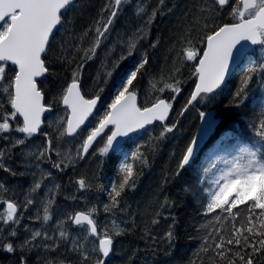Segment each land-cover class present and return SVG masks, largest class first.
Returning a JSON list of instances; mask_svg holds the SVG:
<instances>
[{
    "label": "snow or ice",
    "instance_id": "snow-or-ice-1",
    "mask_svg": "<svg viewBox=\"0 0 264 264\" xmlns=\"http://www.w3.org/2000/svg\"><path fill=\"white\" fill-rule=\"evenodd\" d=\"M127 2L128 0H109L94 25L79 36L72 32L71 38L60 43L58 59L69 65L75 64V67L71 82L62 87L51 104H46L45 93L38 78L49 74L48 57L56 43V35L62 29L65 34L68 33V14L76 7L77 0H0V139L10 140L11 148L25 145L27 140L40 132L43 114L51 112L52 105L58 103L66 111V117L57 124L59 137H71L79 141L73 155L71 151L62 154L54 148L52 140L47 139L43 148L28 153V156L38 162L37 169L40 162H49L53 168L63 172L69 166H74L77 159H83L97 143L103 144L99 147L98 154L107 157L110 152L120 150L118 138L145 129L156 121L163 125L158 139L162 140L168 133L174 132L176 124L169 126L165 123L172 103L157 96L151 106L141 108L137 104L134 81L149 64L147 53L142 55L137 66L116 86L114 98L107 104V110L98 116L94 124L89 121L101 97L97 93L91 98H85L81 91V74L85 63L96 56L97 50L108 39L122 5ZM160 3L163 4L164 0H160ZM144 11L143 7H139L137 15ZM199 11L200 19L204 20L203 27H211V31L206 32L203 38L206 46L195 67L198 82L181 110V116L194 103L214 98L213 94L224 85L231 65L247 54L246 45L259 46L261 53H264V0H204ZM225 12L231 22L218 24L214 19L210 21L213 14L221 16ZM156 15V10H153L146 25H150ZM90 33L93 34L90 37L91 43L84 47V39L89 38ZM145 34L144 28L138 29L134 38L125 42L127 55L112 62L111 68L105 73L106 77L112 76L120 61L133 55L137 41L143 39ZM158 43L157 40L151 47L155 48ZM186 44L182 49L183 58L195 60L199 53L191 47V39ZM257 76L264 80V58L251 60L245 67L240 84L233 94L234 107L239 108L249 99L250 85ZM159 83V88L156 83L152 87L161 94L166 90L177 95L180 92L179 79L169 77L165 80L161 77ZM171 99L174 100L175 96ZM199 119L204 126L199 130L198 137L192 138L184 149L176 175L193 161L200 141L211 143L235 122L230 112L224 113L223 119L218 122L211 112L199 111ZM251 128L255 137L253 145L241 146L230 158L223 159V167L213 175L211 187L205 190L202 214L213 219L215 225L206 232L201 251L205 254L212 253L211 264H261V259L264 258V110L251 123ZM12 132L23 136L13 138L11 135H4ZM44 135L47 136L46 133ZM53 153L59 159L53 160ZM4 158L5 152L0 151V168L13 176L17 175L3 163ZM137 161L145 165L147 163L139 147L131 154L125 153L118 165L116 179L109 183V187L104 189L101 186V190L106 191L108 196V203L103 206L105 212L115 214L116 210L123 211L122 198L126 190L135 189L140 174ZM212 167L215 169L216 165L213 164ZM32 175L33 181L23 202L0 195V205L4 206L0 211V250L13 254L18 250L25 253L43 249V264H65L63 259L48 258L47 253L56 252L61 247V242L68 240V232L62 225L70 221L81 229L69 249L78 257V264H89V261L105 264L113 252L115 238L125 230L113 221L111 229L98 231L94 218L97 211L95 207L75 211L66 220L58 222V238L25 225L24 232L28 235L16 243L18 229L24 218L23 212L37 202L35 197L42 187L48 188L44 181L52 179V173L42 169ZM75 183L82 192L91 188L84 177L78 178ZM58 189L59 185L48 188V194L41 201L44 223L52 219L50 209L54 204V196L51 193ZM7 191L0 182V192ZM167 203L166 199L165 204ZM241 208L246 210L243 216ZM36 219L41 217L37 216ZM158 222L153 220V223ZM229 224V227H225ZM93 237L98 240V244L90 241L89 238ZM166 239L169 244L175 239L171 230L166 233ZM19 264H27L23 254L19 258ZM189 264H197V260H192ZM200 264H203L202 260Z\"/></svg>",
    "mask_w": 264,
    "mask_h": 264
},
{
    "label": "trees",
    "instance_id": "trees-1",
    "mask_svg": "<svg viewBox=\"0 0 264 264\" xmlns=\"http://www.w3.org/2000/svg\"><path fill=\"white\" fill-rule=\"evenodd\" d=\"M109 0H78L76 7L68 14V33L62 29L56 35V43L49 54L50 72L40 80V87L45 93V103L51 104L52 99L71 82L72 70L75 64L69 65L58 59L60 43L71 38L75 32L79 36L89 26L94 25L101 16V10ZM204 0H128L122 5L118 18L114 21L108 39L97 50L96 56L85 63L81 74V91L85 98H91L99 93L103 103L114 98V90L121 80L133 70L144 53L148 54L149 64L134 81L137 91L138 105L143 108L151 106L157 96L172 103V110L166 124H176L173 133H168L164 139H158L163 125L155 124L150 129L125 141L119 152L111 153L107 157L98 154L102 143H97L87 154V158L78 159L74 166L61 172L59 189L55 190L53 206L60 211L71 208L72 213L79 210L97 209L94 218L98 229L102 226H112L113 221L125 231L115 238L112 255L105 264H189L197 260V264H211L212 253L205 254L201 251L202 242L207 231L215 225V221L202 214L205 190L211 187V179L217 172L209 164L207 158L212 152L225 150L234 152L242 145H253L255 137L251 123L264 110V80L259 76L254 78L248 92L249 99L239 108L233 106V94L240 84L242 73L251 60L264 58L259 46L248 55L247 62L242 69L237 70L216 93L214 98L209 97L204 103H195L188 107V111L181 116L180 112L185 107L191 96L196 83L195 67L205 48L204 36L211 31V27H203L204 20L200 19V6ZM139 7L145 11L137 15ZM153 10L157 15L150 25L146 21ZM106 16L107 13L105 12ZM216 23L231 22L227 13L221 16L209 18ZM197 20L199 22L197 23ZM144 28L143 39L137 41V47L132 56L120 61L119 67L113 71L110 78L105 76L111 68L113 61L122 55H127L125 42L134 38L137 30ZM85 38L83 46L91 43ZM191 39V47L199 53L195 60L188 61L183 58L182 49ZM159 41L155 48L153 43ZM179 69V71H176ZM163 77L180 80V92L175 94L170 90L159 93L152 87L161 85L159 81ZM107 81V82H105ZM173 82V81H169ZM103 91H100V89ZM175 96V99L171 98ZM54 110H63L60 104H53ZM215 110L219 120L223 114L230 112L234 116V123L226 128L219 136L209 143L204 151L186 169L176 175L177 165L184 149L194 137L199 123V111ZM96 122L95 116L92 118ZM45 126L43 129L46 131ZM245 133L247 135L245 136ZM249 137L251 139H249ZM141 149L147 163L136 162L139 176L134 190H126L121 203V210L115 214L104 211V204L108 203L107 192L101 190L109 187V183L116 179L117 168L125 153L131 154L137 148ZM18 156H14V161ZM17 175H4L2 179H8L17 190L24 185L19 166L13 169ZM84 177L91 185L88 191H79L75 181ZM25 190V187H24ZM75 197V199H73ZM167 199L168 203L165 204ZM241 215L246 214L244 208L240 209ZM157 213H160L157 215ZM158 220V223H153ZM225 225V227H229ZM68 232L76 234L81 229L74 227L69 221ZM171 230L175 239L169 244L166 233ZM227 235V233H225ZM77 238H74V240ZM72 247L61 242V247L54 253H47L48 258L55 259V254H62L65 264H78L76 254L69 251ZM12 257L15 261L22 254L45 255L43 249H34L30 252L21 253L19 250ZM69 258V259H68ZM43 264V261H42ZM89 264H94L89 261ZM264 264V258L261 259Z\"/></svg>",
    "mask_w": 264,
    "mask_h": 264
},
{
    "label": "flooded vegetation",
    "instance_id": "flooded-vegetation-1",
    "mask_svg": "<svg viewBox=\"0 0 264 264\" xmlns=\"http://www.w3.org/2000/svg\"><path fill=\"white\" fill-rule=\"evenodd\" d=\"M100 104H102V102H100ZM57 112L58 111L53 109L50 114H48V115H46L44 117V126H46V124H49L48 121L51 122L50 117L53 114L57 113ZM50 126H51V129L49 131H52L53 130L52 126H54V124L50 123ZM49 131L46 133L42 129L39 132L38 136H33L30 140L26 141L25 145L19 146L17 148H11L10 147V142H11L10 140L8 141V140L0 139V151L7 152L6 154L8 155V158L6 159L4 164L6 166L10 167L12 170L14 169L15 166H19L20 172L21 173L23 172L24 174H27V172L30 169H28V167H26L24 165V163L22 162L24 153L26 151H28V150H31V149H32L33 152H36V151L40 150L41 148H43L45 146V144H46V140L47 139H51L52 137H54L53 135H52V137L50 136V132ZM45 133L47 134V136L44 135ZM4 135H11V137H13V138H18V137H22L23 136V134L15 133V132H12L10 134L6 133ZM68 139L74 140V138H68ZM120 150H121V148H120ZM119 151H117V152H119ZM14 156H18V159L15 160V161L11 160V158H14ZM54 157H55V153L52 154L53 160H54ZM30 161H31V165L33 166L31 168V170H34L36 172H38L41 169L43 171H50L52 173V179H50V180H52L51 183L54 184V182H56V185L59 184V182L61 180L60 179V177H61L60 173L61 172L56 170L55 168H53L51 163H49V162H40L39 169H37L36 168V164L38 162L34 158H31ZM2 174L9 175L10 173L5 172V171H3L2 168H0V182H2L5 185V187L8 189L7 192H0V195L4 196L5 198H8V199H13V200H16L18 202H23L24 196L27 194V190H28V188H27L28 182H26L27 179L26 178L24 179V181H25L24 186L21 187V192H23V195L18 197V196H14V190L13 189H16V188L12 187L11 184L10 185L7 184L9 180L8 179H2V176H3ZM50 180H45L44 184L46 185L48 183V181L50 182ZM32 181L33 180L29 181V187L31 186ZM24 187H25V190H24ZM43 188L44 187H42L40 192L36 195V197H35L36 201H38L40 199V196H42ZM34 205L36 206L37 202L34 203L33 205L29 206L28 210L26 212H23V217L24 218L22 219L20 228L18 229V233L19 234H18V237L16 238V243H19L26 235H28V233L24 232V226L25 225H27L29 228H33L35 226L36 227L40 226L39 220L36 219V217L38 215H33L31 217V214L28 213V212H30L31 208L35 207ZM3 207H4L3 205H0V211L3 210ZM50 212H52V209H50ZM53 218L54 217L52 216V219H51V221H49V223H51V224L53 223L52 222ZM14 255L15 254H9V253H6V252L0 250V264H19V258L20 257H17V259L15 261H12V257H14ZM26 261H27V264H42V259H41V256L39 254H31V255L27 254Z\"/></svg>",
    "mask_w": 264,
    "mask_h": 264
},
{
    "label": "rangeland",
    "instance_id": "rangeland-1",
    "mask_svg": "<svg viewBox=\"0 0 264 264\" xmlns=\"http://www.w3.org/2000/svg\"><path fill=\"white\" fill-rule=\"evenodd\" d=\"M115 94V91L114 93ZM113 99V98H112ZM111 99V100H112ZM111 100L107 103L103 102L101 105H100V108H99V111L97 112V114L95 115V119L98 118V116L102 115L104 111L107 110V104H109L111 102ZM204 101L201 102V104H203ZM63 110H56L58 111L57 113L53 114L50 119H51V122H49V124H46V133L51 129V126H50V123L54 124V126H52L53 130L52 131H49L50 132V136L52 137V135L54 137L51 138L52 142H53V146L59 150L62 154L63 153H66V152H69L71 151L72 154L74 155L76 150H77V147L79 146V141L78 140H71V139H68L67 137H59L58 135V127H57V124H58V121L64 119L66 117V111L64 108H62ZM91 123L93 124V122L91 121ZM199 124V123H198ZM151 128V127H150ZM149 128V129H150ZM198 128V127H197ZM147 132H150L148 131L147 129ZM196 133V132H195ZM9 141V140H8ZM11 144V142H10ZM242 145L238 146L234 152H228V151H225V150H217L215 149L212 154L209 155V157L207 158V160L209 161V164L210 165H213L215 164L216 165V170L218 171L219 168H222L223 167V164H222V160L225 159V158H230L233 154H235L239 147H241ZM29 152H33L32 149L31 150H28L24 153L23 155V159H22V162L24 163V165L26 167H28V169H30L27 174H24L22 172V176L24 177V179L26 178V182H28L27 184V188H29V181L30 180H33V175L32 173L33 172H36L34 170H31V168L33 167L31 165V158L33 157H30L28 156V153ZM7 152H5V158L3 160V163L6 161V159L8 158V155L6 154ZM87 157H85L86 159ZM56 159H59V157H57L55 155L54 157V160ZM123 159V158H121ZM11 160H14V158H11ZM78 160V159H77ZM76 160V161H77ZM75 161V162H76ZM121 161V160H120ZM70 167V166H69ZM52 180H50V182L48 181V183L46 184L48 186V188H53V185H56V182H54V184L51 183ZM25 183V181H24ZM24 185V184H23ZM48 188H43V194L42 196H40V199L37 201V205L33 208H31L30 213L31 214V217L33 215H38L41 217V219H39V223H40V226L39 227H33V228H30V229H37V230H41V231H46L50 236H55L56 238L59 237V233L57 231V223L62 221V220H66L67 216L70 215V214H73L72 211H71V208H68V209H62L60 211V214H57L56 212L59 211L58 207L56 206H53L52 205V212H51V215L54 217L53 220H52V224L49 223V221L47 223H44L43 220H42V216H43V208L41 206V201L46 197V195L48 194ZM14 190V196H18L20 197L21 195H23V192L18 191L16 189H13ZM21 192V193H20ZM52 196H54V200L56 199L55 197V190L52 192L51 194ZM30 209V208H29ZM51 221V220H50ZM51 224V225H50ZM67 223L63 224L62 227L64 230H66L68 232V227H67ZM112 226L109 225L108 229H111ZM105 228H107V226H102V228L98 229L99 231H103ZM81 232V230L79 232H77L76 234H72V233H69L68 232V240L65 242L63 241L64 243L68 244V245H71L72 244V241L74 240V238H78V234ZM90 241H95L96 244H98V240L97 239H93V238H89ZM55 259L57 258H60V259H63L62 258V254H55ZM69 259V258H68Z\"/></svg>",
    "mask_w": 264,
    "mask_h": 264
},
{
    "label": "water",
    "instance_id": "water-1",
    "mask_svg": "<svg viewBox=\"0 0 264 264\" xmlns=\"http://www.w3.org/2000/svg\"><path fill=\"white\" fill-rule=\"evenodd\" d=\"M78 1V0H77ZM206 46V45H205ZM258 46H251V45H246V52H247V54L245 55V56H243V58L242 59H238V60H236L232 65H231V67H230V70H229V75L226 77V80H225V83H224V85L226 84V82L229 80V78L237 71V70H239V69H242L243 67H244V64H245V62L247 61V58H248V55L250 54V52L254 49V48H257ZM201 56H202V54H201ZM199 62V61H198ZM198 65V64H197ZM44 77H41V78H38L39 79V81L41 80V79H43ZM198 82V78H197V76H196V83ZM196 83H195V86H196ZM224 85H222V86H224ZM195 86H194V88H193V91H194V89H195ZM219 89H217V91H218ZM192 91V92H193ZM216 91V92H217ZM192 94V93H191ZM99 104H100V101L98 102V104H97V108L94 110V112H93V115L91 116V117H89V121H90V119L94 116V114L98 111V109H99ZM137 104H138V98H137ZM195 104V103H194ZM193 104V105H194ZM139 106V105H138ZM61 107L63 108V106L61 105ZM172 110V109H171ZM171 110H170V112H169V115H168V118H167V120L169 119V117H170V114H171ZM206 112H211L213 115H215L216 116V118H217V120H218V122L220 121L219 120V118L217 117V114H216V111L215 110H208V111H206ZM50 112H45L44 114H43V116H42V121H43V123H42V125H41V130H42V128H43V126H44V117L46 116V115H48ZM167 120L165 121V123L167 122ZM155 124H160L161 125V123L159 122V121H156V122H154L153 124H151V125H148V126H146V128L145 129H141V130H139V131H136V132H133V133H130L127 137H122V138H118L119 139V144H120V146H122L123 144H124V142L128 139V138H130L131 136H133V135H135V134H141L142 132H144L146 129H148V128H150V127H152L153 125H155ZM87 125V124H86ZM204 125H202V123H201V121L199 120V125H198V128H197V130H196V133H195V135H194V137H198V134H199V130L200 129H202V127H203ZM40 130V131H41ZM39 134V133H38ZM38 134H36L35 136H38ZM193 137V138H194ZM68 138H71V137H68ZM209 143L207 142V141H200V143H199V146H198V148H197V151H196V154H195V157H194V159H193V161L201 154V152L205 149V147L208 145ZM91 149V148H90ZM89 149V150H90ZM86 156V155H85ZM193 161L192 162H190V164L188 165V166H186L184 169H186V168H188L192 163H193ZM76 227V226H75ZM93 239H96V238H94L93 237ZM112 255V253L110 254V256ZM109 256V257H110ZM108 257V258H109ZM107 258V259H108Z\"/></svg>",
    "mask_w": 264,
    "mask_h": 264
},
{
    "label": "bare ground",
    "instance_id": "bare-ground-1",
    "mask_svg": "<svg viewBox=\"0 0 264 264\" xmlns=\"http://www.w3.org/2000/svg\"><path fill=\"white\" fill-rule=\"evenodd\" d=\"M99 231V230H98Z\"/></svg>",
    "mask_w": 264,
    "mask_h": 264
}]
</instances>
